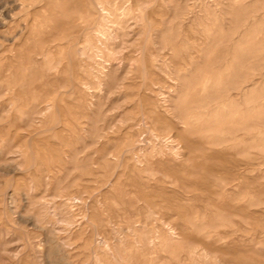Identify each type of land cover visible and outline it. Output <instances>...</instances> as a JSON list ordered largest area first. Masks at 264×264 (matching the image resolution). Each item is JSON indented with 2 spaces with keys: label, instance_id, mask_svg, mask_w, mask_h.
Instances as JSON below:
<instances>
[{
  "label": "rangeland",
  "instance_id": "rangeland-1",
  "mask_svg": "<svg viewBox=\"0 0 264 264\" xmlns=\"http://www.w3.org/2000/svg\"><path fill=\"white\" fill-rule=\"evenodd\" d=\"M0 264H264V0H0Z\"/></svg>",
  "mask_w": 264,
  "mask_h": 264
},
{
  "label": "bare ground",
  "instance_id": "bare-ground-1",
  "mask_svg": "<svg viewBox=\"0 0 264 264\" xmlns=\"http://www.w3.org/2000/svg\"><path fill=\"white\" fill-rule=\"evenodd\" d=\"M60 12V11H59ZM70 28V27H69ZM67 33V32H66ZM223 159V158H222ZM226 180V179H225Z\"/></svg>",
  "mask_w": 264,
  "mask_h": 264
}]
</instances>
